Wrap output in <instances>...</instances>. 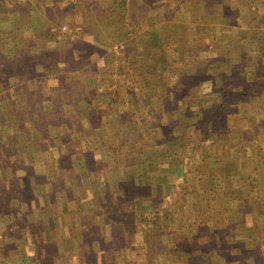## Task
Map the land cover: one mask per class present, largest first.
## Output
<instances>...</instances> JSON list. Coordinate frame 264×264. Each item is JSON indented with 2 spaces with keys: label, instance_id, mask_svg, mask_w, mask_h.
Segmentation results:
<instances>
[{
  "label": "crops",
  "instance_id": "crops-1",
  "mask_svg": "<svg viewBox=\"0 0 264 264\" xmlns=\"http://www.w3.org/2000/svg\"><path fill=\"white\" fill-rule=\"evenodd\" d=\"M178 1L0 6V70L9 57L18 66L20 48L53 46L49 34L62 23L70 41L119 42L118 56L90 65L81 57L64 76L38 69L37 59L24 73L0 71V112L31 104L53 126L63 111L70 129L69 165H59L50 127L25 162L23 175L48 199L59 196L17 197L32 213H4L19 171L0 161V264H264V0ZM24 77L39 82L25 85L30 100ZM126 108L138 109L135 119L118 112ZM215 110L220 126L206 137L200 124L210 130ZM5 115V126L19 125ZM35 123L26 121L30 134Z\"/></svg>",
  "mask_w": 264,
  "mask_h": 264
},
{
  "label": "rangeland",
  "instance_id": "rangeland-1",
  "mask_svg": "<svg viewBox=\"0 0 264 264\" xmlns=\"http://www.w3.org/2000/svg\"><path fill=\"white\" fill-rule=\"evenodd\" d=\"M178 0H175V3L178 5ZM23 11V9H20ZM25 13V12H24ZM24 15V14H23ZM25 17H27L26 15H24ZM24 16L22 18H24ZM130 19V18H129ZM64 26H67V24H63ZM116 28V27H115ZM89 37V36H88ZM87 37V38H88ZM89 40H86V42L84 41V39L80 38L78 40H64L62 42L56 41L55 44L53 46H51L50 48L47 49H43L40 53L36 54L33 53L31 54L30 52H28L25 48H20L18 51V58L22 61L25 60V62H27L30 58L32 60H36L39 62V66L38 69H44L46 70V68H49L50 71L53 72H57V74H61V75H65L66 72H68L70 70L71 67H79V63L81 62H77V60L81 57L84 58L85 61H89L87 64H94L93 62L96 61L97 58L99 57H105L107 56V59L111 58V57H115L118 53L116 52L117 49H119V42L118 40H116L115 37L111 35H109L108 41L106 42V44H102L101 42H99L96 39H93L92 35L90 38H88ZM83 40V41H82ZM52 42H54V40H51ZM115 42V44H114ZM122 44V43H121ZM123 46L125 47V44H123ZM75 54V55H74ZM74 56H77L75 59ZM118 56V55H117ZM96 58V59H91V58ZM81 61V60H78ZM30 64V63H29ZM42 64V66L40 65ZM29 69H34L33 67H28L24 72L29 71ZM40 74V72H39ZM26 75V74H25ZM0 81H5V79L0 80ZM22 83H20L21 85L24 84V92L27 93V97L28 100H30L32 98V95L29 93L28 94V88L29 89H34L37 88V81H33V83L36 84H32L30 81L27 82V79L25 80V77L23 79L20 80ZM25 81V83H24ZM64 78H60L59 82L60 85L64 84ZM4 86L6 84V82L3 83ZM28 87L26 90V86ZM6 88V87H5ZM41 89H44L45 94L48 93L47 90L45 89V87H42L41 84ZM62 92V91H61ZM20 112L24 111V114L26 115L23 118V122H24V129H22L19 125L17 126H10L9 123L6 124V126L4 125V121L6 123V120H9V117L7 115L4 114V112H0V144H2V146H6L7 149H9V152L5 153L4 152V147L0 146V155H3L5 158V161L11 162L13 164V169L14 171H19L18 173H15L14 178H13V183H16V185H12V187L10 188L8 195L11 199L8 200L7 203H5L4 207H3V211L4 213H7L10 216H16L17 214H21L23 213V215L25 213H32L31 210V206L27 205L30 204L28 202L32 201V199H34V194L36 192L37 197L41 198L42 200H52V199H56V201H58L59 196L56 195L54 197L50 196L49 199L47 198V195L45 193V189L41 188V183H40V187L37 186V181L34 180V183L32 181V177L31 176H25L23 175L25 172H27V168L25 166V162L27 160L30 159V155L32 154V152H35L36 149H38L39 147V140L43 139H48V129L49 127L54 129L57 131V133H54V135H56L58 137V141L56 143V159L59 162V165H69V159L66 157V155H64V151L69 148L67 147V145L69 144V141L67 144H65L64 142L69 140L68 134H69V130L67 127H64L62 122L64 119L63 116L65 115V113L63 111H57L55 112V120L57 121L58 124L57 127L54 124L53 126L48 124V121H46L47 119V114L48 112L45 109H34L32 108L31 104L25 105L21 108L20 107L17 108ZM39 112V116L45 120V125H42L38 119H36L34 117V114L36 112ZM53 118H51L52 120ZM34 120L36 123L34 125V127L32 128V133L30 134V132L27 130V126L29 125H25L26 121H32ZM39 122V123H38ZM34 123V122H33ZM32 125V124H31ZM27 133V137L28 139L26 140V133ZM23 134V135H22ZM35 135L38 139L35 140V142L32 141V137L31 135ZM22 136L24 141H22ZM31 137V138H30ZM44 141V140H43ZM71 143H73L71 141ZM63 153V155H62ZM25 158V159H24ZM4 161V162H5ZM65 167V166H64ZM40 168L42 169L41 172L45 171V167L40 166ZM45 168V169H44ZM69 170V169H68ZM70 171V170H69ZM39 178L41 179L42 176H39ZM20 188V189H19ZM22 193L20 196H17V194L19 192ZM17 197L22 198V199H27L28 201L27 204L23 203L24 205H20V203L17 205ZM54 197V198H53ZM11 200V201H10ZM16 200V201H15ZM36 202V201H35ZM7 204V205H6ZM39 221V220H38ZM36 221L34 224H32V232H35L34 234H37V236L39 234H42L43 227L41 225V222ZM18 223H16V221H12L11 223H9V227L8 229L13 230L17 228ZM31 228V227H30ZM36 241V240H32L31 242ZM51 248L53 247V245H49Z\"/></svg>",
  "mask_w": 264,
  "mask_h": 264
},
{
  "label": "trees",
  "instance_id": "trees-1",
  "mask_svg": "<svg viewBox=\"0 0 264 264\" xmlns=\"http://www.w3.org/2000/svg\"><path fill=\"white\" fill-rule=\"evenodd\" d=\"M11 2H12V0H0V6L1 7H4V9H5L7 3H10L11 4ZM49 35L51 37V40H54V42H56V41L62 42L64 40H68L67 33L62 32L61 30H57L55 32H52ZM2 58L3 57H1L0 59H2ZM35 62H36V60H32L30 58L27 62H25V60L24 61H21V62L18 61V66H17L16 60L14 58L11 59L9 57V59H7L5 61V65L2 63V70H0V71L2 73H4L5 71H7L9 75L18 74V72H17L18 69H23V71H25L28 67H31ZM121 89H122L121 86H119V88L117 89V91L115 93H120ZM116 102H119V95L118 94H116V95L115 94H112L111 95V103L113 104V103H116ZM137 110L138 109H134V108L133 109L126 108V109L120 110L118 112H120L121 115L122 114L125 115L128 120H131V119L133 120V119L136 118L137 114L139 113ZM7 112L10 113V114H11V112H14V115H16L17 118L19 119V126L21 128L24 126V125L22 126L23 118L26 116L24 114V111L23 112H20L18 109H17V111L10 109V110H7ZM220 116H221V113L219 112V110H217V111L215 110V111H213L211 113V115L209 117V121H210V124H211L210 130H208L206 128L205 123L200 124L201 125V128H202V131H203V133H205L206 137H207V135L209 134V132L211 131V129L213 127L216 126L218 128L220 126L219 125V120H218ZM24 128L25 127H23L22 129H24ZM0 146H2V144H0ZM2 147H4V146H2ZM4 152L5 153L9 152V149H7L6 146L4 147ZM1 160H2V162L5 161V158H4L3 155H0V161Z\"/></svg>",
  "mask_w": 264,
  "mask_h": 264
},
{
  "label": "built area",
  "instance_id": "built-area-1",
  "mask_svg": "<svg viewBox=\"0 0 264 264\" xmlns=\"http://www.w3.org/2000/svg\"><path fill=\"white\" fill-rule=\"evenodd\" d=\"M62 31L65 32V33H68L69 35H73L74 31L69 29L68 27L64 26L62 28Z\"/></svg>",
  "mask_w": 264,
  "mask_h": 264
}]
</instances>
